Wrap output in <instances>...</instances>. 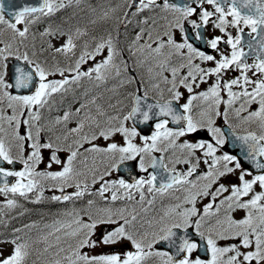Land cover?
Wrapping results in <instances>:
<instances>
[{
  "label": "snow or ice",
  "instance_id": "obj_1",
  "mask_svg": "<svg viewBox=\"0 0 264 264\" xmlns=\"http://www.w3.org/2000/svg\"><path fill=\"white\" fill-rule=\"evenodd\" d=\"M0 264H264V0H0Z\"/></svg>",
  "mask_w": 264,
  "mask_h": 264
},
{
  "label": "water",
  "instance_id": "obj_2",
  "mask_svg": "<svg viewBox=\"0 0 264 264\" xmlns=\"http://www.w3.org/2000/svg\"><path fill=\"white\" fill-rule=\"evenodd\" d=\"M11 2L18 7L25 3H35L36 0H11ZM6 3H7V0H6Z\"/></svg>",
  "mask_w": 264,
  "mask_h": 264
},
{
  "label": "trees",
  "instance_id": "obj_3",
  "mask_svg": "<svg viewBox=\"0 0 264 264\" xmlns=\"http://www.w3.org/2000/svg\"><path fill=\"white\" fill-rule=\"evenodd\" d=\"M29 208H32V209H34V207H29ZM35 212V211H34ZM37 217L34 215V213H33V220H35Z\"/></svg>",
  "mask_w": 264,
  "mask_h": 264
},
{
  "label": "bare ground",
  "instance_id": "obj_4",
  "mask_svg": "<svg viewBox=\"0 0 264 264\" xmlns=\"http://www.w3.org/2000/svg\"><path fill=\"white\" fill-rule=\"evenodd\" d=\"M29 207H33L32 205H30ZM40 219V217H37L35 220H39Z\"/></svg>",
  "mask_w": 264,
  "mask_h": 264
},
{
  "label": "rangeland",
  "instance_id": "obj_5",
  "mask_svg": "<svg viewBox=\"0 0 264 264\" xmlns=\"http://www.w3.org/2000/svg\"><path fill=\"white\" fill-rule=\"evenodd\" d=\"M241 215H242V213H241ZM10 250H11L10 247H8L7 251H10Z\"/></svg>",
  "mask_w": 264,
  "mask_h": 264
}]
</instances>
